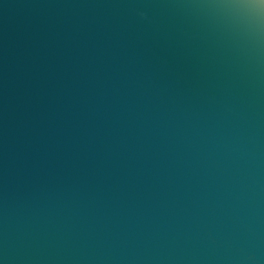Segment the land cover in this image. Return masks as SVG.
<instances>
[{
	"label": "water",
	"instance_id": "obj_1",
	"mask_svg": "<svg viewBox=\"0 0 264 264\" xmlns=\"http://www.w3.org/2000/svg\"><path fill=\"white\" fill-rule=\"evenodd\" d=\"M0 264H264V0H0Z\"/></svg>",
	"mask_w": 264,
	"mask_h": 264
}]
</instances>
